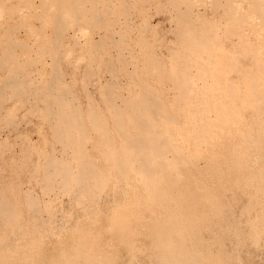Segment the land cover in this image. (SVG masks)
<instances>
[{
    "label": "rangeland",
    "instance_id": "obj_1",
    "mask_svg": "<svg viewBox=\"0 0 264 264\" xmlns=\"http://www.w3.org/2000/svg\"><path fill=\"white\" fill-rule=\"evenodd\" d=\"M64 1L67 4L56 9L57 0H0V47L4 50L0 59L9 50L6 48L9 39L26 44L25 50L19 47L10 52L17 53L20 66H24L20 76L26 88L33 84L36 89L39 83L37 89L40 90L42 85L55 80L68 88L67 98L82 112H89L92 102L100 103L96 107L105 112L99 88L110 81L117 82L121 87L114 89V94L126 98L132 89L137 90L128 78L133 71L172 105L177 91L171 82L146 73V59L153 58L158 59L156 63L162 68L184 69L195 76L192 80L203 94H208V100L210 93H223L228 97L220 84L223 78L236 84L241 94L235 103L203 104L205 109L211 110H205L207 117L200 120L201 123L227 124L206 130L220 131V135L188 137L191 147L198 140L209 139L197 150L196 163L181 167L179 174L173 173L167 182H160L149 191L151 194L131 189L126 195L110 185L87 213L69 196L44 197L42 182L35 180L34 167L45 156L68 158L64 145L56 142L41 115L46 104L35 91L20 95L21 99L11 89H3L5 92L0 95V187L10 196L14 195V187L24 193L17 196L25 222L31 221L28 217L35 213L34 219L41 216L45 222L38 223L41 238L33 251L28 253L11 244V250L5 252L0 264H176L179 254L183 255V264H264V103L258 104L259 112H256L251 102H241L248 98V85L242 83V75L235 71L220 75L217 66L212 75H207L203 66L221 52L243 68L254 70L253 62H264V6L257 10L253 0H98L96 4V0H82L85 3L77 0L81 11L78 15L72 12L69 0ZM226 3L233 5L232 14H227L220 5ZM86 8L90 15L96 13L94 8L98 10L97 16L105 15L104 22L109 27L104 30L89 24L91 16L86 14ZM56 15L66 23V28L70 25L69 30L64 27V32L58 31ZM182 15L207 29L212 37L210 46L198 49L188 44L184 33L190 26L179 21ZM105 18L112 23L108 21V25ZM238 31L249 37L256 57H245L235 45L239 41L235 35ZM4 36L9 37L8 40H4ZM95 41L100 45L92 52ZM96 49L97 55L94 54ZM26 60L28 65L23 64ZM6 77L7 71L0 68V85ZM174 108L172 113L177 114L176 117L181 115L177 123H183L184 113ZM224 114L228 117L226 121L220 118ZM90 131L93 138L98 136ZM26 145L34 147L31 159L23 151ZM86 145L96 162L104 166L102 157L93 150L94 140ZM28 190L41 198L40 216L35 208L28 210L25 206L24 195ZM45 202L49 206L51 202L53 208L49 210L52 212L47 210ZM45 225L50 226L52 229L48 230L55 235L49 233Z\"/></svg>",
    "mask_w": 264,
    "mask_h": 264
},
{
    "label": "bare ground",
    "instance_id": "obj_2",
    "mask_svg": "<svg viewBox=\"0 0 264 264\" xmlns=\"http://www.w3.org/2000/svg\"><path fill=\"white\" fill-rule=\"evenodd\" d=\"M97 1L98 0H96V2L94 1L95 4ZM81 2L85 3L82 0ZM69 3L71 9H74L72 12L75 11V13L77 12V14L80 15V3H78L77 0H69ZM65 4L67 3L64 0H57L56 9L57 7L62 9ZM252 4L257 10H262L264 6V2H261L260 0H253ZM220 5L225 8L227 14H232L234 12L231 3ZM127 6L128 5H126V7ZM96 8H94V10L97 13L98 10ZM88 11L89 10L87 9L86 14L88 13L90 15V11ZM61 12H59V14ZM96 13L90 15L91 17L88 18L89 24L96 28H104L105 30V27L107 26L104 22L105 15L102 16L99 14L103 17L102 19L100 16H97ZM78 15H76V18ZM55 18V23L59 26L58 31L62 30V32H64L63 30L66 23L64 24L62 19L57 17V15ZM78 18L80 17L78 16ZM178 19L181 23H184V25L186 24L190 26L188 31L184 33V37L190 46L193 45L196 48L198 47V49L210 46L212 37L204 26L202 27L198 25L197 21H188L183 15ZM261 19L263 18L261 17ZM109 22H111V20ZM68 28H70V25ZM235 35H237L239 39L235 45L241 50L244 56L250 59L256 57V51L252 48L253 45L251 44L249 37L240 31ZM4 38H6L4 40H8L7 38L9 37L4 36ZM114 42L116 41L114 40ZM234 43L235 42H233V44ZM98 44L97 41L92 43V49L90 48L92 52L97 48ZM117 44L119 43L117 42ZM6 45V48L9 50L4 53L3 57L0 59V68L5 72L7 71V77L5 78L4 83L0 85V95L3 89H7V91L8 89H11L14 91L17 98L20 95L28 94L32 91L37 92V97L41 98L43 100L42 102L46 104V108L43 110V114H41L44 116V122H48L56 142L64 145V153L65 155H68V158H65L57 157L55 155L45 156V154L44 160L34 167L33 172L36 178L35 180L38 183L42 182V185H40L42 186L41 189L44 197H49L51 199L53 194L57 195V197L60 195L69 196L71 199L75 200V203L79 208L85 209L87 213L90 207L94 206L101 198V195L109 189L110 185H113L116 189L122 190L126 195L130 193L129 191L131 189L137 191L144 190L146 193L151 194L149 191L156 188L160 182H167L168 178L173 173H176V175L179 174L181 167L187 164L196 163L198 160L197 150H201V144L208 142L209 139L198 140L195 142V146L191 147L193 145L190 144L188 137L192 134L202 136L203 138H205L206 135H220V131L215 132L214 130H206H211L213 127L222 128L227 124L223 123L224 125L221 124L222 126H217L213 122L201 123L200 120H204L207 117L204 114L205 110H211V108L205 109L203 104L206 102L219 104L224 102L235 103L239 99L238 96L241 94V91L237 88L236 84L229 83L226 80H223V78L220 80V84L226 89L228 97L226 98L223 93H216L215 95L210 93L211 98L208 100L206 97L208 94H203L201 87L199 88L192 80V77L195 78V76L187 74L184 69L175 71L174 69H168L167 67L162 68L156 63V61L158 62V59L154 61L153 58H149L146 59V73L148 75H156L155 78H158L157 76H159L161 78L160 80L164 79L170 81L177 91V93H175L176 95H174L172 105L162 98V93L146 83L137 72L133 73L132 71L133 74L129 72L128 78L131 85H133L132 87L137 88V90L133 91L131 87V94L126 98L122 96L124 97L123 99L114 94V89L121 87L119 86V83L110 81L105 87L99 88L101 90V102L106 107V113L102 111L101 108L99 110L96 107L99 106L100 103L95 105L92 102L89 112L87 111L85 114L67 98L68 88L55 82V80L54 83H52L53 81L51 80L52 84H46L45 86L42 85L43 87L40 90L37 89L39 83L37 84L38 86L36 89L32 87V83V85H29L33 89L26 88L27 85L24 84V79L20 76L24 73L22 69L24 66H20L22 64H20V61H18L15 56L17 53L15 55L12 54L13 52L10 53L12 50L18 49L19 47L22 49L26 44L23 45L19 41L17 42L13 39H9L8 44ZM45 46H42L43 50ZM2 47H0V54L4 51L2 50ZM23 49L25 50V48ZM97 51L98 49H96L94 54H96ZM195 51L197 53L196 49ZM120 59H122V56ZM9 63H12V66H9ZM263 63L264 62L262 61L253 62L254 70L252 68H243L237 64L236 60L230 58L227 53L225 54L224 52H221L218 56L209 58L208 62L203 66L207 75H212L215 72L213 71L212 73V70H215V66L219 68L220 75L230 74L234 71L237 72V75H242L244 77L242 83L248 85L246 90V96L248 98L241 100V102H251L253 105L252 109L259 112L258 104L264 103ZM23 64L28 65L29 63L27 62ZM24 69L27 70V68ZM255 75H258V77ZM213 77L215 78L218 76ZM208 78L210 77L208 76ZM260 85H262L263 88L260 87ZM162 91L163 90H161V92ZM24 96L26 97V95ZM21 97L22 96L19 98ZM119 98L123 99L122 102H118L120 101ZM90 104L91 103H89V105ZM174 107H177L181 113H184L182 114L183 117L185 116L183 118L184 122L181 124L177 123V119L181 115L176 117L177 114L174 115L172 113V110L176 109ZM259 117H261L260 114ZM220 118L222 121L228 120L226 114ZM90 130L95 132L98 136L93 138ZM93 140V150L99 153L102 157L104 160V166H100V163H98V161L96 162V159L90 154V151L87 148L86 143ZM33 150L34 147L31 145H26L24 147L23 151L28 159H31L30 155H32ZM41 157L42 156L40 155L39 160H41ZM38 177L42 179V181L40 179V181H38ZM17 189V187L16 189L14 187V195L10 196L6 189L0 187V262L5 259V252L8 253L11 250H9L11 244L22 247L26 252L30 253L35 249V246L38 244L37 242H39V239L41 238V236H39L41 229L38 224L41 220L39 211L42 212V210L38 208L42 202L41 198L36 195L34 191L28 190L25 192V206L28 210L36 209L39 213L37 216H40V218L35 216L37 219H34L33 216L36 214L35 213L28 217V219L31 217V221L25 222V218L23 220L24 215L19 209V203L21 200L18 199V196L23 195L24 193L21 194ZM18 193L20 194L18 195ZM48 202H45L46 204L44 203L47 210L52 207L51 202L50 206ZM22 206H20V208ZM42 220L40 223L44 224L45 220L44 222H42ZM51 221L52 220H50V222ZM50 222L48 224H50ZM49 227L47 226V230ZM50 229L52 228H49V230ZM56 229L55 231H58ZM50 232L51 231H49V233ZM14 245L13 247H15ZM182 259L184 260L183 255L179 254L177 262L183 264L181 261Z\"/></svg>",
    "mask_w": 264,
    "mask_h": 264
}]
</instances>
